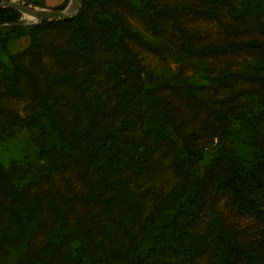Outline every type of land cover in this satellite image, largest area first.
<instances>
[{
  "label": "rangeland",
  "instance_id": "rangeland-1",
  "mask_svg": "<svg viewBox=\"0 0 264 264\" xmlns=\"http://www.w3.org/2000/svg\"><path fill=\"white\" fill-rule=\"evenodd\" d=\"M16 1L30 8L65 10L71 3V0ZM88 1L89 18L95 14L109 16L100 12L101 0ZM148 1L118 0L108 8L117 9L121 21L139 34L140 39L126 40L139 60L144 85L153 87L165 98L172 118L183 132L190 133L192 144L200 148L201 155L187 158L179 170L174 161L177 157L186 158L187 153L174 131L168 128L169 137L158 134L156 115L150 114L145 106L134 116L112 108L131 76L127 74V63L119 71L113 67L112 54L101 43L96 42L91 48L93 63L70 64L59 56V50L69 46V28L59 24L37 31L36 62H31L27 54L21 56L38 75L41 86L55 77L50 98V113L55 122L80 126L85 115L82 100L86 98L97 104L96 117L101 125L125 139L130 149L137 145L128 167L111 171L112 176L125 182L135 200L133 207L103 203L98 198L112 192L108 185L96 180L95 156L72 154L59 130L45 115L47 110L37 107L27 80L22 78L18 83L22 94L7 91L9 54L27 47L31 41L30 25L40 19L15 5L0 7V105L19 116V121L12 125L8 124L11 119H0V161L18 188H28L29 194L39 199L28 228L22 229L13 218L4 216L0 225V264H22L28 251L47 240L54 244L50 260L58 261L65 247L61 237L69 232L79 236L69 241L75 264H125L117 253L106 249L109 245L131 254L137 248L151 256V241L159 232L158 225L165 223L179 205L187 204L203 180L207 182L204 199L195 221L187 225L197 235L193 242L195 253L189 256L182 247L175 246L174 250L151 257L157 259V264H224L214 249L209 229L217 213L238 241L258 252V258L236 264H264L262 222L250 213L237 212L206 174L208 162L218 154L221 143L245 164L252 159L253 150L246 134H262L264 77L235 72L247 68L255 72L257 67L264 72V48L199 55L183 46L179 30V26L185 28L188 43L196 46L230 38L264 39V35L249 29L254 23L250 11L259 10L264 15V0ZM163 6H172L174 10L164 12ZM227 21L235 28L227 27ZM85 69L87 75L81 87L69 81L68 78L75 79ZM230 95L234 97L229 98ZM218 112L227 115L222 121L228 134L222 141ZM6 230L12 232L13 239L3 237Z\"/></svg>",
  "mask_w": 264,
  "mask_h": 264
},
{
  "label": "trees",
  "instance_id": "trees-1",
  "mask_svg": "<svg viewBox=\"0 0 264 264\" xmlns=\"http://www.w3.org/2000/svg\"><path fill=\"white\" fill-rule=\"evenodd\" d=\"M117 1H100V12L109 13V16L99 17L95 14L92 18H89V1L80 0V6L72 16L42 19L31 24L30 43L21 52L9 54L11 67L7 91L13 95L22 94L23 90L18 83L22 78L27 80L29 92L35 99L37 107L47 110L45 115L51 120L52 125L59 130L69 150H72V154L76 156H95L98 170L96 180L108 185L112 192L111 195L99 196L98 198L103 203L115 202L133 207L135 200L132 199L125 182L112 176L111 171L120 167H128L129 163L133 161L137 145L133 144L132 149H130L125 144V139L116 136L111 128L106 125H101L96 117L97 104L88 101L86 98L82 100L85 115L80 126H70L61 121L55 122L56 120L50 113V98L55 77L49 78L45 85L41 86L38 75L21 59L23 54H27L31 62H36L38 49L35 35L37 31L41 28L55 27L59 24L69 28V46L60 49L59 56L67 59L70 64L93 63L91 48L96 42L101 43L106 50L111 52L113 67L119 71L127 63V74L131 76V80L123 86L122 96L115 101L112 108H116L127 116H134L140 113L142 106H145L150 114H155L156 132L162 137H169L168 128H170L182 141L187 156L186 158L177 157L174 161L176 169H181L183 163L188 161L187 158L197 154L201 155L200 148L192 144L190 133L183 132L179 128V124L172 118L165 106V98L157 94L153 87L144 85L141 65L126 40L132 37L140 39V37L136 31L130 29L121 21V14L117 9L110 10L108 8L112 5V2ZM162 9L164 12L174 10L172 6H163ZM250 13L254 15V23L249 29L256 30L259 34L264 35V15L259 10H252ZM225 25L235 28V25L229 21L225 22ZM179 30L183 35V46L191 53L199 55L236 52L237 50H246L258 46L264 48V39L256 36L244 39L230 38L221 43L210 42L196 46L188 43L189 34L185 28L179 26ZM145 44L148 47L155 48L148 42H145ZM87 69L75 79L68 78L69 81H73L78 87H81L82 81L87 75ZM260 69V67H257L254 72L251 68H247L236 71L235 74L264 77V72ZM228 97L233 98L234 96L230 95ZM217 114L221 119L222 132L219 139L222 141L228 134L227 125L222 121V119H226L227 115L221 112ZM1 118L4 120L11 119L8 122L9 125L19 121L17 112L0 105ZM260 129L262 134L256 136L252 133L246 134L247 141L253 150L252 159L248 164L238 159L229 148L221 143L218 154L213 155L208 162L206 174L212 178L216 190L226 195L228 202L237 212H247L256 216L262 222L264 229V127ZM96 152H100V154L97 155ZM206 183L203 180L189 202L179 205L165 223L158 225L160 227L159 232L153 235L151 241L152 257L166 253L170 249L174 250L175 246L182 247L183 253L189 256L195 253L197 248L194 246L195 244L193 245V242L197 239V235L188 229L187 225L195 221V217L198 215L197 210L204 199L203 191L205 189L204 185H207ZM38 203L39 199L35 195H30L28 188H18L14 184L9 170L0 161V225L3 224L4 216L7 215V218L11 217L17 221L22 229L28 228V225L34 220V210ZM209 229L214 249L219 253L224 264H236L245 259L250 260L251 257H259L258 252L236 239L219 214H214ZM3 237L7 240L13 239L12 232L6 230ZM78 237L72 232L61 237V242L64 243L65 247L58 261L50 260L54 244L52 240H47L44 244L28 251L22 260V264H75L76 260L69 247V241ZM106 249L109 252L117 253L125 264L159 263L156 258L153 259L149 254L143 253L137 248H134L132 254L114 245H109Z\"/></svg>",
  "mask_w": 264,
  "mask_h": 264
},
{
  "label": "water",
  "instance_id": "water-1",
  "mask_svg": "<svg viewBox=\"0 0 264 264\" xmlns=\"http://www.w3.org/2000/svg\"><path fill=\"white\" fill-rule=\"evenodd\" d=\"M4 5H15L22 9L24 12L32 13L38 19H51V18H65L75 14L80 6V0H71V6L68 10L65 9H44V8H30L23 5L16 0H2L0 7Z\"/></svg>",
  "mask_w": 264,
  "mask_h": 264
},
{
  "label": "bare ground",
  "instance_id": "bare-ground-1",
  "mask_svg": "<svg viewBox=\"0 0 264 264\" xmlns=\"http://www.w3.org/2000/svg\"><path fill=\"white\" fill-rule=\"evenodd\" d=\"M70 6H71V3H70V5H69L68 9L70 8ZM68 9H67V10H68ZM27 13H28V12H27ZM29 14H32V13H29Z\"/></svg>",
  "mask_w": 264,
  "mask_h": 264
}]
</instances>
